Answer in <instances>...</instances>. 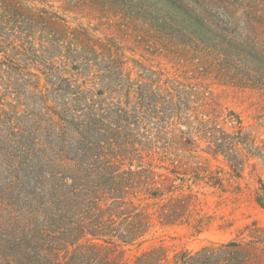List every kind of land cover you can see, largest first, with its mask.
Here are the masks:
<instances>
[{
	"label": "trees",
	"instance_id": "16d2710c",
	"mask_svg": "<svg viewBox=\"0 0 264 264\" xmlns=\"http://www.w3.org/2000/svg\"><path fill=\"white\" fill-rule=\"evenodd\" d=\"M0 1V26L23 16ZM160 1L164 5L159 6ZM232 1L244 4L241 11L249 18L245 23L235 21L238 9L231 8ZM146 2L137 0L129 14L145 12L166 34L213 57L221 67L240 72L244 83H264L259 77L264 57L250 54L258 41L251 45L240 30L256 20L252 3L257 0ZM217 6L227 17L225 24L207 19V11ZM26 19L30 30L32 18ZM44 31L51 37V49L64 56L58 65H45L46 92L20 91L9 81L10 61H0L5 91L14 93L18 103L21 96L31 98L19 113L16 104L3 103L0 97V264H115L101 252L99 242L145 241L150 217L136 201L175 188L185 135L203 139L206 151L224 155L235 169L243 150L259 151L233 111L221 114L212 107L207 86L162 79L145 69L132 79L111 46L98 52L79 39L65 44L61 36ZM6 44L0 33V51ZM199 64L208 67L205 59ZM176 120L187 126L179 135L171 127ZM227 123L236 129L227 131ZM157 167L166 172H157ZM258 199L264 204L263 194ZM180 205L168 202L158 216L170 220ZM261 242L233 239L178 252L171 261L162 247H154L131 264H263Z\"/></svg>",
	"mask_w": 264,
	"mask_h": 264
},
{
	"label": "rangeland",
	"instance_id": "374dc122",
	"mask_svg": "<svg viewBox=\"0 0 264 264\" xmlns=\"http://www.w3.org/2000/svg\"><path fill=\"white\" fill-rule=\"evenodd\" d=\"M5 1L11 6L12 13L23 15L14 16L12 21L0 26V33L7 43V48L0 51V61H10L9 81L20 91L46 92L49 84L43 73L45 65L51 62L58 65V60L64 58L59 55V50L51 49V37L44 31L49 30L54 36H61L65 44L79 39L98 52L103 51L102 47L111 46L124 61V73L132 79L145 69L162 79L207 86L212 107L221 114L233 111L243 132L259 149L255 153L243 150L242 163L235 169L224 155L206 151L203 139L193 134L189 140L185 135L178 150L183 156V164L174 181L175 188L161 197L136 201L145 206L150 217L151 226L145 241L140 245L99 242L104 255L115 264H131L136 256L154 247H162L170 261L178 252L233 239L244 242L262 239L259 245L264 247V204L258 199L260 194L264 195V83H244L240 72L233 67H221L213 57L200 55L193 46H186L175 36L166 34L156 26L154 18L147 19L145 12L132 16L130 7L137 0ZM257 1L252 3V7H256L253 9L256 20L249 27L243 25L240 30L247 35L251 45L258 41L257 48H251L250 54L264 57V0ZM158 5H164V2H158ZM1 7L0 1V13ZM232 7L238 9L235 21L242 24L249 20L241 11L244 4L237 1ZM207 12L210 22L225 24L227 17L221 6ZM27 17H31L34 24L30 30ZM201 59L208 61V67H200ZM254 67L251 63L250 68ZM259 73L264 80V72ZM251 74L255 72L251 71ZM0 97L3 103L16 104L19 113L25 112L31 99L21 96L19 104L15 94L6 92L1 84ZM233 125L227 123L224 128L230 132L236 129ZM171 127L178 135L181 130H187V126L179 121ZM154 163L168 165L159 160ZM123 168L127 169L128 165ZM156 171L166 172L163 167H157ZM168 202L181 205L176 217L164 221L158 214Z\"/></svg>",
	"mask_w": 264,
	"mask_h": 264
}]
</instances>
